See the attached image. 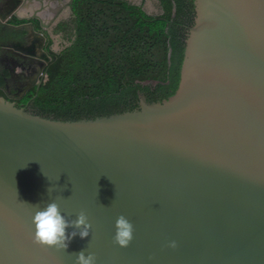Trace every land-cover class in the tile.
Masks as SVG:
<instances>
[{
	"label": "water",
	"instance_id": "95a60500",
	"mask_svg": "<svg viewBox=\"0 0 264 264\" xmlns=\"http://www.w3.org/2000/svg\"><path fill=\"white\" fill-rule=\"evenodd\" d=\"M72 3L5 4L43 31ZM194 5L168 99L139 93L132 111L60 120L0 98V264H75L80 251L96 264H264V0ZM53 200L92 225L66 250L33 244V206ZM120 215L134 228L127 248L113 242Z\"/></svg>",
	"mask_w": 264,
	"mask_h": 264
},
{
	"label": "trees",
	"instance_id": "16d2710c",
	"mask_svg": "<svg viewBox=\"0 0 264 264\" xmlns=\"http://www.w3.org/2000/svg\"><path fill=\"white\" fill-rule=\"evenodd\" d=\"M161 14L127 0H73L55 34L69 43L45 70L35 114L91 119L138 108L139 93L161 102L177 90L194 0H159ZM33 97L30 95L28 98Z\"/></svg>",
	"mask_w": 264,
	"mask_h": 264
},
{
	"label": "flooded vegetation",
	"instance_id": "af4514ba",
	"mask_svg": "<svg viewBox=\"0 0 264 264\" xmlns=\"http://www.w3.org/2000/svg\"><path fill=\"white\" fill-rule=\"evenodd\" d=\"M6 2L0 0V14L6 19L4 23L0 22V98L35 113L32 102L36 98L35 92L39 91L45 70L53 60V55L69 45L64 35L60 34L63 49L57 50L56 37L59 34H55V29L59 23L70 21L72 13L68 9L62 11L42 31L35 19L21 21L17 16L9 15ZM29 24H33L34 29L44 34L45 38L39 39L32 34L29 38ZM30 95L33 97L28 98Z\"/></svg>",
	"mask_w": 264,
	"mask_h": 264
},
{
	"label": "clouds",
	"instance_id": "9594fccd",
	"mask_svg": "<svg viewBox=\"0 0 264 264\" xmlns=\"http://www.w3.org/2000/svg\"><path fill=\"white\" fill-rule=\"evenodd\" d=\"M33 207L37 209L32 220L35 226L33 244L36 246L54 247L58 251L66 250L72 238L79 235L81 239H84L90 235L92 225L84 211L79 212L75 220H68L61 214L60 206L55 200L43 209H40L39 205ZM68 228L74 229L70 235L66 234ZM133 231L132 223L124 215H120L115 222L113 242L120 248H127L133 239ZM169 247L175 249L176 242L172 241ZM74 256L75 264H96L97 262L96 255L91 252L86 254L85 251H80Z\"/></svg>",
	"mask_w": 264,
	"mask_h": 264
},
{
	"label": "rangeland",
	"instance_id": "374dc122",
	"mask_svg": "<svg viewBox=\"0 0 264 264\" xmlns=\"http://www.w3.org/2000/svg\"><path fill=\"white\" fill-rule=\"evenodd\" d=\"M131 3H138V2H143L144 4V9L151 15H158L161 13V8H160V4H159V1L158 0H127ZM61 40H62V37L61 35L59 34L57 37H56V47L57 50H62L63 47L61 46Z\"/></svg>",
	"mask_w": 264,
	"mask_h": 264
},
{
	"label": "crops",
	"instance_id": "0c3cea01",
	"mask_svg": "<svg viewBox=\"0 0 264 264\" xmlns=\"http://www.w3.org/2000/svg\"><path fill=\"white\" fill-rule=\"evenodd\" d=\"M159 1V0H158ZM139 3H141L142 5H143V8H144V4H143V2H138V3H136V4H139ZM135 4V3H134ZM2 8H4V7H2ZM33 8H36V6L34 5H29L28 6V9L27 10H24V11H21V14L23 15V16H29V15H32L33 14V11H31ZM161 8V7H160ZM146 11V10H145ZM147 12V11H146ZM148 13V12H147ZM161 13H162V10H161ZM160 13V14H161Z\"/></svg>",
	"mask_w": 264,
	"mask_h": 264
}]
</instances>
